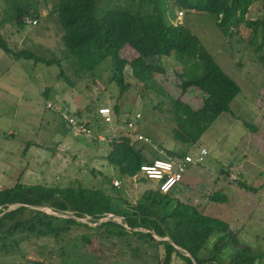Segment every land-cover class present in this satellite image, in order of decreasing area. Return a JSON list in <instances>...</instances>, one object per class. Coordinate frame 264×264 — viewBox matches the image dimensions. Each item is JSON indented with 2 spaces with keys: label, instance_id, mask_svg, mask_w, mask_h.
Returning a JSON list of instances; mask_svg holds the SVG:
<instances>
[{
  "label": "trees",
  "instance_id": "obj_1",
  "mask_svg": "<svg viewBox=\"0 0 264 264\" xmlns=\"http://www.w3.org/2000/svg\"><path fill=\"white\" fill-rule=\"evenodd\" d=\"M22 1L3 9L0 50L9 59L48 67L56 65L59 77L70 87L75 82L69 77L84 79L95 76L101 69L109 75L104 83L114 82L122 96L132 87L125 82L128 67L131 77L143 90L155 89L164 94L156 86L157 77L165 74L169 62L172 63L182 90L180 96L166 94L169 119L176 124L173 139L159 143L145 133L138 135L143 139L136 137L135 142L130 136L113 138L106 160L118 170L122 182L140 175L139 180L148 183V179L141 177L143 166L160 158L177 161L195 155L199 150H194L195 145L219 116L230 114L238 118L232 102L241 93L240 86L224 72L188 22L175 23L176 10L209 15L225 37L233 36L244 26L252 31L251 43L260 31L263 40L256 51L264 46V18L247 17L256 3L261 2L264 7V0H54L49 15L58 14L57 23L66 49L61 57L50 51L52 58H48L30 49L14 51L2 32L7 24L18 26L21 32V28L27 27L25 18L38 22L41 19L39 2L32 5L30 0ZM126 47L137 54L131 61L120 54ZM194 95L200 102L195 106L190 100ZM53 101L55 106L57 102ZM93 109L88 108L87 125L81 113L77 116L79 124L90 131L95 123L98 127L103 125L100 114L92 117L97 108ZM114 111L118 114V105ZM54 114L66 128L73 130L66 118L70 111L64 109ZM132 120L127 117L125 127ZM134 122L138 125L140 121L137 118ZM243 124L256 130L247 121ZM147 147L153 149L150 158L145 153ZM160 149L163 156L158 155ZM241 183L246 191L256 192L247 183ZM112 188L116 190L113 185ZM210 198L226 200L220 193ZM47 208L52 213L44 210ZM109 215L123 222L114 218L102 221ZM84 218L89 221L80 220ZM92 238H97L101 245L100 258L95 264H119L110 247L105 251L104 239L108 240L107 244L122 249L119 255L126 259L123 264H263L264 261V254L240 242L226 223L203 215L197 207L182 203L170 192L163 194L158 189H149L139 201L130 203L121 196L106 193L103 188L82 185L60 188L17 182L0 190V252L19 253V257L26 259L34 253L37 258L32 259L33 264H87L80 245L91 242Z\"/></svg>",
  "mask_w": 264,
  "mask_h": 264
},
{
  "label": "rangeland",
  "instance_id": "obj_2",
  "mask_svg": "<svg viewBox=\"0 0 264 264\" xmlns=\"http://www.w3.org/2000/svg\"><path fill=\"white\" fill-rule=\"evenodd\" d=\"M16 2L23 1L0 0V19L4 15L3 9ZM36 2H39L41 14L38 25L21 28L19 32L18 26L7 24L2 32L14 51L30 49L37 55L52 58L51 51L59 57L66 47L62 40L63 32L57 23L58 14L54 17L49 15L54 0H30L32 5ZM176 15L175 23L188 22L192 32L224 72L240 86L241 93L232 102V109L238 118L230 114L217 118L194 147V150L201 147L209 150L205 162L202 166H191L170 195L197 207L205 216L223 221L232 233L238 235L240 242L264 254V46L256 51L263 38L259 31L258 37L250 43L252 31L244 26L233 36L225 37L209 15L183 9L176 10ZM247 17L262 20V3H256ZM120 54L128 61L137 56L130 47L124 48ZM171 65L169 62L166 73L157 77L156 86L162 88L164 94L155 89L143 90L127 67L125 82L131 83L132 87L120 96L114 82L104 83L105 78L109 79L104 70L98 69L95 76L88 75L84 79L69 77L75 82L70 87L59 77L56 65L48 67L42 63L36 65L33 61L9 59L0 50V190L17 182L60 188L82 185L103 188L110 195L135 203L145 191L156 189V183L142 182L140 175L125 178L122 182L118 178V170L108 164L106 156L111 150L109 145L113 138L130 136L135 142L138 135L145 133L159 143L173 139L176 124L169 119L166 94L180 96L182 90L181 80ZM45 94L51 100L46 103V108L55 112L70 111L69 116L78 123L79 113L84 116V124L89 123L86 115L90 107L97 108L92 117L101 114V108H110V121L99 115L103 125L98 127L95 123L91 134L84 136L77 129L66 128L54 111L43 107L48 100ZM53 99L58 101L55 106ZM190 100L193 106L200 103L196 95ZM117 105L118 114L114 111ZM127 117L133 119L128 123L129 127L123 124ZM47 118L52 125H46ZM137 118L140 121L138 125L134 122ZM243 121L256 130L245 127ZM152 150L151 147L145 149L149 158ZM157 152L163 156L161 149ZM115 180L120 181L118 186ZM240 183H247L256 192L246 191ZM215 193H220L226 200H212L210 197ZM44 210L50 213L48 208ZM68 216L72 215L68 213ZM112 216L108 217L114 218ZM114 219L123 222L121 218ZM80 220L89 221L88 218ZM97 238L80 245L87 264H95L100 258L101 245ZM107 241L104 239L103 242L105 251L110 247L113 257L119 258V264H123L126 259L119 255L122 249H116ZM18 255L0 252V264H33L32 259L37 258L34 253L28 259Z\"/></svg>",
  "mask_w": 264,
  "mask_h": 264
},
{
  "label": "built area",
  "instance_id": "obj_3",
  "mask_svg": "<svg viewBox=\"0 0 264 264\" xmlns=\"http://www.w3.org/2000/svg\"><path fill=\"white\" fill-rule=\"evenodd\" d=\"M24 21L26 25L29 27H35L36 25H38V21L36 19L25 18ZM100 116L104 120L110 121L111 118L110 108L109 109L101 108ZM66 118L72 124L74 129H77L79 132H85L88 135L91 134V131L89 129H86L84 126L80 125L77 121H75L73 117L67 115ZM130 126L133 127V124L131 123ZM138 138L140 140L143 139L142 136H138ZM208 155H209L208 149L203 147L200 148L195 153V155H187L183 158H180L177 161H174L171 158L156 159L151 165H145L142 167L141 176L150 181L157 183L158 190L163 194H167L175 186H177L182 182L183 177H185L186 173L189 170V166L194 164H202L206 160V157ZM114 182L116 186L120 184V181L118 180H115ZM50 213H52V211H50Z\"/></svg>",
  "mask_w": 264,
  "mask_h": 264
},
{
  "label": "crops",
  "instance_id": "obj_4",
  "mask_svg": "<svg viewBox=\"0 0 264 264\" xmlns=\"http://www.w3.org/2000/svg\"><path fill=\"white\" fill-rule=\"evenodd\" d=\"M48 101H49V100L45 101V103L43 104V107H45V105H46V103H47ZM55 102L58 103V101H56V99H55ZM57 103H56V104H57ZM45 108H46V107H45ZM87 115H88V114H87ZM87 115H86V116H87ZM101 118H102V117H101ZM102 119H103V118H102ZM48 120H49V119L47 118V119H46V122H47L46 125H49V123H50V121H48ZM88 121H89V120H88ZM201 148H203V147H201ZM199 149H200V148H199ZM154 183H155V182H154ZM156 185H157V183H156Z\"/></svg>",
  "mask_w": 264,
  "mask_h": 264
},
{
  "label": "clouds",
  "instance_id": "obj_5",
  "mask_svg": "<svg viewBox=\"0 0 264 264\" xmlns=\"http://www.w3.org/2000/svg\"><path fill=\"white\" fill-rule=\"evenodd\" d=\"M205 148V147H204ZM207 149V148H206ZM209 151V150H208ZM148 181H150V180H148ZM151 182H153V181H151ZM156 189H158V187L156 188ZM50 210V209H49ZM51 211V210H50Z\"/></svg>",
  "mask_w": 264,
  "mask_h": 264
}]
</instances>
